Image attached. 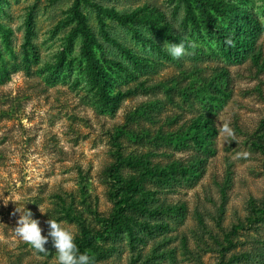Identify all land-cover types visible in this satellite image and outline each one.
Instances as JSON below:
<instances>
[{
	"label": "rangeland",
	"instance_id": "rangeland-1",
	"mask_svg": "<svg viewBox=\"0 0 264 264\" xmlns=\"http://www.w3.org/2000/svg\"><path fill=\"white\" fill-rule=\"evenodd\" d=\"M89 1L88 6L77 0H0V264H56L51 240L48 252L38 253L16 236V209L24 205L40 221L42 235L47 221L57 219L75 225L77 240L78 222L62 211L69 209L101 232L98 218L114 211L109 170L123 178L137 174L118 156L163 168L195 163L198 172L176 175L165 188L146 182L160 204L182 212L151 218L160 229L136 228L134 244L123 232L94 236L104 251L95 264H139V256L147 264H218L225 234L247 217L251 202L264 200V70L252 59H264V0H229L261 26L242 60L224 53L222 41L197 12L192 19L183 0ZM103 8H152L178 26L177 39L142 25L135 32ZM78 12L102 46L94 48L95 57L114 81L106 92L119 95L115 107L89 81L81 36L72 35ZM212 16L228 28L227 19ZM180 42L186 54L173 59L164 45ZM211 83L227 99L211 91ZM212 95L217 99L208 98ZM199 114L217 130L211 153L190 138ZM260 218L234 236L240 243L231 252L251 248L246 235L264 240Z\"/></svg>",
	"mask_w": 264,
	"mask_h": 264
},
{
	"label": "trees",
	"instance_id": "trees-1",
	"mask_svg": "<svg viewBox=\"0 0 264 264\" xmlns=\"http://www.w3.org/2000/svg\"><path fill=\"white\" fill-rule=\"evenodd\" d=\"M83 5H92L89 0H77ZM187 7L189 15L195 21L196 17L192 15L197 12L198 20L209 31L213 32L223 43V51L228 56L242 60L252 50L258 34L261 32L260 24L248 16L243 11H238L229 0H183ZM101 10V6H98ZM104 9V8H103ZM104 14L110 18H114L121 25L129 27L133 31H138V25L150 27L154 32L164 36L169 40L177 39L176 32L173 26L163 20L162 16L155 12L152 8H146L145 12L134 8L132 10H118L115 8H105ZM149 13V14H148ZM221 19H227L229 26L224 29L223 26L218 25L216 16ZM77 27L72 31V35H80L82 39V53L89 62V81L98 89V94L103 101H106L109 106L115 107L120 101L118 96H109L106 89L114 87V81L110 80L109 75L96 61L94 48L100 49L102 46L96 38L95 33L86 26V19L83 14L76 13ZM197 24V21H196ZM2 29V28H1ZM226 39H231L232 43L226 44ZM124 49L123 47H121ZM252 59L256 66L264 70V59L262 61L259 55H252ZM113 65H117L113 62ZM127 72V71H126ZM128 73V72H127ZM209 89L214 90L226 98L224 91L220 85L210 84ZM211 100L217 99L212 95L208 97ZM190 138L193 144L204 152L213 150V140L217 136V130L212 125V121L204 114H199L193 121L190 127ZM120 162L124 165L137 170L135 176L123 178L116 170L110 169V178L114 181L113 187L114 211L108 218H98L102 224L103 230L95 232L87 228L79 216L71 215V210H62L64 215L69 220H75L80 226V237L75 240L80 252L89 254L94 261L98 262L104 255L102 245L99 246L94 241V236L100 238H114L118 233H125L128 238L133 241L138 237L135 235L136 228L141 231L152 232L159 222L152 223L151 218L157 219L162 214H178L183 208L162 205L155 198V193L145 187L146 182H152L156 185L165 188L169 187L176 181V175H193L196 176L198 172V165L193 163L186 167L180 165H170L166 167L154 166L147 162L136 161L134 158H122ZM116 172V173H115ZM264 217V200L259 203L251 202L248 207L247 217L244 218L240 224L231 227V230L225 234V242H223L220 250V261L218 264H259L263 256L264 240L259 238L250 240L248 235L243 237V241L250 242L249 249L241 250L236 253L231 252L233 247H236L234 242L240 243L235 235L243 231L246 227L255 223L262 222ZM160 229V227H157ZM234 237V238H233ZM107 240V239H106ZM230 251V252H229ZM231 253V254H229ZM148 259L139 258V264H147Z\"/></svg>",
	"mask_w": 264,
	"mask_h": 264
},
{
	"label": "clouds",
	"instance_id": "clouds-1",
	"mask_svg": "<svg viewBox=\"0 0 264 264\" xmlns=\"http://www.w3.org/2000/svg\"><path fill=\"white\" fill-rule=\"evenodd\" d=\"M174 30L178 31V26ZM225 43L230 45L232 41L226 39ZM164 47L173 59H179L186 54L184 42L164 45ZM222 131L228 137L234 136L227 126H224ZM39 210L41 213H46L40 207ZM16 211L20 215L14 232L36 252L47 253L45 245L51 240V244L56 250V264H94L93 258L87 253L80 252L75 243L77 232L75 225L68 226L67 221L49 219L47 221L48 231L42 235L43 229L40 226V221L33 218V213L25 205L23 210L17 208Z\"/></svg>",
	"mask_w": 264,
	"mask_h": 264
}]
</instances>
